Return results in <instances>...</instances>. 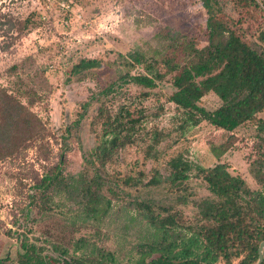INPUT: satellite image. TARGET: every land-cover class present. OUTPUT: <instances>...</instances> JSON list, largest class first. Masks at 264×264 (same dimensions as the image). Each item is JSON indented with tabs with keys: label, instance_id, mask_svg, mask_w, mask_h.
<instances>
[{
	"label": "rangeland",
	"instance_id": "1",
	"mask_svg": "<svg viewBox=\"0 0 264 264\" xmlns=\"http://www.w3.org/2000/svg\"><path fill=\"white\" fill-rule=\"evenodd\" d=\"M254 1L216 0V19L262 51L258 36L264 30V7L261 0ZM206 18L200 0H0V87L15 96L20 89L24 94L34 91L30 110L47 128L44 150L38 152L32 144L0 162V258L9 255L6 264H17L22 238L44 248V253H52V245L72 253L73 243L85 238L125 263L145 236L138 202L150 204L155 213L170 208L185 225L198 224L197 204L213 196L195 172L179 188L167 182L145 186L155 173L163 180L169 173L167 163L177 155L202 168L226 163L250 190H264L250 171L252 165H264V135L252 123L232 132L206 122L187 128L182 111L170 101L175 90L169 78L153 89L118 80L143 74L139 66H124L128 53L139 50L149 58L164 54L168 42L156 37L162 30H175L198 47L206 45ZM82 59L101 64L71 74V67ZM110 86L113 92L100 94ZM199 104L212 111L220 101L208 93ZM102 105L113 112L125 105L143 114L136 142L104 164L97 149L102 133L97 112ZM149 146L154 149L151 158L145 155ZM60 154L65 158L63 175H99L115 192L106 193L112 210L99 226L73 224L69 202L42 205L36 198V183L58 163ZM128 177L141 182L125 184Z\"/></svg>",
	"mask_w": 264,
	"mask_h": 264
},
{
	"label": "trees",
	"instance_id": "2",
	"mask_svg": "<svg viewBox=\"0 0 264 264\" xmlns=\"http://www.w3.org/2000/svg\"><path fill=\"white\" fill-rule=\"evenodd\" d=\"M200 1L207 13L206 45L198 47L197 43L187 41L175 30H162L156 37L168 42L164 54H160V58H149L139 50L128 53L124 66H139L143 74L123 75L118 80L123 84L133 83L153 89L169 78L175 90L170 101L182 111L183 124L187 128L206 122L216 129L232 132L242 124L252 123L256 132L264 135V50L251 48L224 28L216 19L219 12L216 0ZM252 2L255 4L254 0ZM260 2L264 7V0ZM258 39L264 43V30ZM100 64L96 59H82L71 67V74H81L83 70L99 67ZM113 88L110 86L100 94L107 96ZM19 92L18 96L23 95L26 102L0 87V162L32 144H36L38 152L44 150L47 128L30 110L34 102L31 94L35 92L24 94L21 89ZM208 93L214 94L220 101V105L212 111L199 104ZM97 117L102 131L97 149L100 152L99 162L104 164L118 150L136 142L143 114L125 105L114 112L102 105L98 108ZM157 140L155 138L154 145ZM153 151V147L149 146L145 151L146 157H153ZM64 162L65 158L60 154L58 163L36 183V198L43 200L42 205L69 202L74 207L73 224L92 223L99 226L112 210V199L106 193L115 195V192L99 175L89 177L85 172L63 175ZM167 167L169 173L163 180L155 173L145 186L156 187L167 182L179 188L195 172L213 196L197 204L198 224L185 225L170 208L164 207L155 213L150 204L138 202L139 216L146 231L143 241L135 247V256L127 262L119 261L113 252L85 238L73 243L72 253L64 247L52 245L51 252L56 253V257L22 238L16 263L255 264L259 245L264 242V190H250L240 176L228 171L226 163L202 168L177 155L169 160ZM263 168L262 164L258 168L252 165L250 170L261 185H264ZM126 182H134V186H138L141 181L128 177ZM55 197H58L57 202L53 201ZM9 261V255L0 258V264ZM261 264H264V249Z\"/></svg>",
	"mask_w": 264,
	"mask_h": 264
},
{
	"label": "water",
	"instance_id": "3",
	"mask_svg": "<svg viewBox=\"0 0 264 264\" xmlns=\"http://www.w3.org/2000/svg\"><path fill=\"white\" fill-rule=\"evenodd\" d=\"M263 249H264V242L260 243L258 248V261L255 264H261L263 261Z\"/></svg>",
	"mask_w": 264,
	"mask_h": 264
}]
</instances>
